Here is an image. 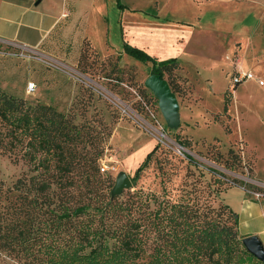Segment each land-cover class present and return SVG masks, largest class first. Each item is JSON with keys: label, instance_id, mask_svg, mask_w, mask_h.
<instances>
[{"label": "rangeland", "instance_id": "374dc122", "mask_svg": "<svg viewBox=\"0 0 264 264\" xmlns=\"http://www.w3.org/2000/svg\"><path fill=\"white\" fill-rule=\"evenodd\" d=\"M249 4L246 0H208L201 5L192 0H76L74 14L76 20L80 18L76 37L68 39L56 29L33 47L0 40V87L31 102L55 105L74 114L80 124L94 128L99 169L103 176L112 177L113 185L122 170L133 176L158 145L137 187L159 190L165 176L170 177L171 187L197 178L203 183L217 178L225 182L218 200L241 215L240 232L262 228L264 195L257 197L254 192L264 193V125L257 113L264 109V89L256 87L246 98L235 92L233 76L248 71L255 79L264 80V52L261 48L244 52L246 63L260 59L253 69L237 65V57H232L234 69L228 78L222 68L230 62L223 56L231 53L224 50L230 32L246 31L251 25L252 18L243 22L242 12ZM67 6L72 12L73 1L67 0ZM253 8L263 6L256 2ZM199 10L207 12L204 20L211 29L200 36L157 22V13L166 19L187 20ZM129 46L141 48L157 60L178 56L186 62L185 69L180 66L175 70L181 113L178 127L168 125L158 98L145 85L153 59L135 56ZM165 77L169 79L167 73ZM226 92L230 101L224 113ZM241 125L253 127L244 132L258 143L257 147L246 140ZM104 126L109 133L100 141ZM185 139H190L191 145H182ZM230 147L241 153L240 166L231 168L215 160L218 150L227 154ZM88 149L93 154L98 152L92 146ZM186 153L192 154L197 165ZM27 171L23 159L14 162L0 149V180L5 186ZM0 264L21 262L0 249Z\"/></svg>", "mask_w": 264, "mask_h": 264}, {"label": "trees", "instance_id": "16d2710c", "mask_svg": "<svg viewBox=\"0 0 264 264\" xmlns=\"http://www.w3.org/2000/svg\"><path fill=\"white\" fill-rule=\"evenodd\" d=\"M127 49L153 59L151 73H167L172 90H179L175 57L157 60L136 46ZM229 101L226 92L224 113ZM102 128L100 141L109 133ZM92 129L55 105L0 87V149L28 165L11 185L0 180L1 250L21 264H264L244 246L239 214L218 200L223 180L171 187L165 176L159 190L137 187L156 145L131 176L132 188L112 196ZM217 159L233 168L242 155L230 147L227 154L218 150Z\"/></svg>", "mask_w": 264, "mask_h": 264}, {"label": "crops", "instance_id": "0c3cea01", "mask_svg": "<svg viewBox=\"0 0 264 264\" xmlns=\"http://www.w3.org/2000/svg\"><path fill=\"white\" fill-rule=\"evenodd\" d=\"M73 1V11H69L67 6V0H0V40L6 42H16L24 46H37L43 43L56 29L60 30L63 37L71 38L79 32L77 29V23L80 21V18L76 20L75 17V1ZM197 2L199 5L204 1L208 0H192ZM230 1V0H228ZM237 1V0H233ZM250 2L249 8H246L242 12L244 13V21L251 19V25L246 30L242 29L234 30L230 32V35L225 40L224 50L226 52L225 58L229 59L230 62H226L225 66L222 67L225 69L226 78L229 77V74L234 69L233 58L237 59V65L241 66L244 69H253L255 64L260 59H254L251 63H246L244 52L253 51L254 49H262L264 52V0H246ZM260 3L263 8L255 9L253 8L254 3ZM159 10V7L157 8ZM71 14L68 19V14ZM206 11L199 10L194 13V17L186 19H166L167 17H161L159 13L156 14L158 18L157 22L161 25H173L179 27L182 33H193L195 35H203L206 33V30L209 28V25L204 20L208 15ZM242 24V23H241ZM211 27V26H210ZM237 33V35L235 34ZM182 36V35H181ZM184 41V37L181 38ZM254 53V52H253ZM257 52H255L254 56ZM230 54V55H229ZM222 56V57H223ZM253 56V57H254ZM211 59H215L214 55H210ZM233 57V58H232ZM179 62L180 66L185 69L186 62L184 59L176 56L175 57ZM231 58V59H230ZM247 58V57H246ZM217 61V59H215ZM212 65H215L216 62H209ZM244 64L248 67H245ZM200 68H196L198 73ZM207 79L210 80V75H205ZM229 80H227V85L224 90L227 88ZM258 78H243L240 82L236 83V93L244 94V97L248 98L253 94L256 87H263L264 89V80L263 83H259ZM263 96H264V90ZM258 119L260 123L264 125V109L263 111H257ZM253 128L250 125H241L242 134L244 131L248 132ZM246 132L245 138L251 144L257 147V142L250 137V134ZM241 134V135H242ZM241 225V215H239V228ZM242 235L257 234L263 244H264V227L257 228L254 230H247L245 232H240Z\"/></svg>", "mask_w": 264, "mask_h": 264}, {"label": "water", "instance_id": "95a60500", "mask_svg": "<svg viewBox=\"0 0 264 264\" xmlns=\"http://www.w3.org/2000/svg\"><path fill=\"white\" fill-rule=\"evenodd\" d=\"M145 85L158 98L159 108L168 125L178 127L181 122L180 104L167 78L159 73H151L145 79ZM132 186L131 176L122 170L116 176L111 194L112 196L121 194L124 189L132 188ZM242 242L253 255L264 262V244L257 234L245 235Z\"/></svg>", "mask_w": 264, "mask_h": 264}, {"label": "built area", "instance_id": "2783aa9c", "mask_svg": "<svg viewBox=\"0 0 264 264\" xmlns=\"http://www.w3.org/2000/svg\"><path fill=\"white\" fill-rule=\"evenodd\" d=\"M243 78H254V75L251 72L248 71H239L235 76H233V82L238 83L240 82ZM259 83H263V80H259ZM33 89V86H30V90ZM106 166H102L101 169L105 170ZM257 197L263 196L264 193L261 191H256L254 192Z\"/></svg>", "mask_w": 264, "mask_h": 264}]
</instances>
